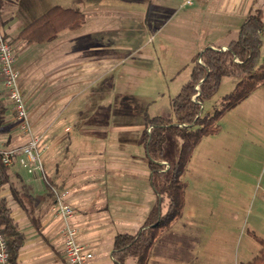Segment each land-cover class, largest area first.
<instances>
[{"label": "crops", "instance_id": "0c3cea01", "mask_svg": "<svg viewBox=\"0 0 264 264\" xmlns=\"http://www.w3.org/2000/svg\"><path fill=\"white\" fill-rule=\"evenodd\" d=\"M92 1L96 5L93 25L102 26L103 18L108 15L103 14L100 0ZM127 1H130L128 13L122 17L126 16L129 20L124 25H131L132 0ZM186 1L139 0L141 11L135 12L138 24L146 25L148 8L154 9L151 18L154 17L162 26L164 10L179 12L186 7L188 22L220 27L219 32L211 34L217 36L219 33L225 38L230 36V40L234 35L238 37L240 26L251 11L264 9V0H191V4H186ZM45 3L51 5L49 0H0V30L10 41L14 38L19 85L30 121L35 133V127L41 125L39 129L46 142L44 172L31 174L20 166L10 167L9 183L1 192L26 238L19 252L18 264H67L60 223L51 214L55 201L53 189L68 193V200L75 209L73 223L79 229L78 240L93 253L92 264H116L112 256L115 237L118 234H137L158 199L151 186L149 158L141 144L145 119L133 125L128 113L103 114L93 93L87 94L85 99L84 96L88 91L100 89L101 81L129 60L122 56L119 61V55L105 54V49L101 47L88 51L80 47L68 48L66 43L57 41L60 34L68 29L48 43L16 40L24 27L56 6L49 7L42 14H35ZM82 28L70 31L78 32ZM65 37L66 42L75 38L68 34ZM224 46L211 45L215 49ZM128 90L118 94L120 97L117 100H122L115 103L116 107L132 104L134 98ZM6 104L15 117L12 104L7 100ZM191 159L185 173L192 169L196 176L195 172L200 173L202 169L213 170L211 174H204L206 179L202 191L200 186L192 187L183 179L187 185L185 206L182 215L167 229L169 233L181 231L188 208L193 212L190 205V201H194L193 195L201 200L203 195L207 196V187H214L210 186V182L218 183L215 171L222 165H209V162H201L200 159V162L191 165ZM162 162L159 164L162 165ZM42 180L48 185L45 190L40 189ZM211 189L218 193L216 188ZM165 204L164 201V212L167 210ZM178 224L182 226L176 231L174 228ZM161 240L162 237H159L156 241L149 264H167L170 260L173 264H196L194 252V259L187 262L167 258L158 252L154 255ZM164 245L166 243L160 248L163 249ZM195 253L198 255V251ZM254 257L253 254L247 262ZM133 259L128 258L124 264H134Z\"/></svg>", "mask_w": 264, "mask_h": 264}, {"label": "rangeland", "instance_id": "374dc122", "mask_svg": "<svg viewBox=\"0 0 264 264\" xmlns=\"http://www.w3.org/2000/svg\"><path fill=\"white\" fill-rule=\"evenodd\" d=\"M49 2L51 5L45 3L35 14H42L49 7L59 4L82 9L86 15L82 30L78 32L66 30L60 34L58 42L66 43L68 48L80 47L86 51L101 47L105 49V54H116L119 55L118 60L122 56L123 59L129 60L110 77L101 81L100 89L86 92L84 99L87 94L93 93L98 99L101 113L108 115L128 113L132 117L133 125L144 121L146 114L151 117L161 115L171 117V100L189 81L194 58L211 45H226L222 47L225 50L228 43L237 38L234 35L233 39L229 40L230 36L225 38L219 33H215L217 36L212 35V32H219L220 27L217 26L191 24L187 21L189 12L186 7L181 8L179 12L164 10L162 26L154 17L151 18L154 9L148 8L147 23L142 25L138 24L139 19L135 13L141 11L139 0H132L130 20L132 24L124 25L129 20L128 17L122 16L128 13L130 1L100 0L103 14L108 16L103 18V25L99 26L93 25L96 5L92 0ZM67 34L75 38L66 42ZM13 39L12 45L16 51ZM70 40L73 42H69ZM261 55L264 57V46ZM238 81L237 77L224 78L217 94L202 106L203 113L213 114L221 110L224 107L225 96L233 91ZM127 88L134 98L132 104L116 107L115 103L122 100H117L120 97L118 94ZM0 93L7 107L0 131V148L21 146L25 138L17 128L15 117L6 104L7 99L1 86ZM39 127L41 125L35 127V130L36 134L43 138L41 147L43 154L46 142ZM218 127L219 131L216 134L202 139L198 148L196 147L194 158L191 159V165L200 161L209 162V165L211 163L222 165L215 171L218 183L206 180L214 187H207V196L197 195L201 200L193 195L194 201H190L193 212L188 208L184 225L178 224L174 228L177 231L182 226L181 231L169 233L167 229L164 230L154 255L157 252L162 253L168 256L167 258L180 262L191 261L196 256V264H241L250 260L253 254L255 257L259 254L261 245L250 233L254 232L264 239V85L228 111L219 121ZM150 131L149 128L148 132ZM181 143L178 136L167 133L165 148L169 161L165 159L166 164L162 162L167 180L171 176V167L178 159ZM212 170L202 169L200 173L195 172L197 175L194 176L195 170L190 169L183 179L192 187L200 186L202 191L205 187L203 181L206 179L204 174H211ZM47 186L42 180L40 189L45 190ZM211 188H216L218 193H214ZM7 195L11 197L10 194ZM166 200L165 205L168 207ZM163 204L162 210L165 208ZM165 243L161 249V245ZM195 251H198V255ZM133 261L137 264L135 259ZM173 263L170 260L167 264Z\"/></svg>", "mask_w": 264, "mask_h": 264}, {"label": "trees", "instance_id": "16d2710c", "mask_svg": "<svg viewBox=\"0 0 264 264\" xmlns=\"http://www.w3.org/2000/svg\"><path fill=\"white\" fill-rule=\"evenodd\" d=\"M84 22L85 14L80 9L56 5L24 27L15 39L48 43L63 30L81 29ZM263 46L264 9H255L245 18L237 39L231 41L227 49L209 47L194 58L189 81L171 100V117L145 116L141 144L149 158L151 186L158 199L137 234H118L115 237L112 256L116 264H124L128 258H134L137 264H149L161 233L182 215L187 186L183 176L194 150L204 137L219 131L218 123L228 111L264 85ZM226 77H237L239 81L225 96L224 107L213 114L203 113L202 106L217 94ZM6 110L0 93V131ZM168 132L178 136L182 142L169 180L165 179L163 166L158 163L166 159L164 146ZM9 168L0 160V233L7 241L10 264H18L19 252L26 238L12 216L7 199L1 196L9 183ZM165 199L168 200V207L163 212ZM250 234L261 249L245 264H264V239L252 232Z\"/></svg>", "mask_w": 264, "mask_h": 264}, {"label": "built area", "instance_id": "2783aa9c", "mask_svg": "<svg viewBox=\"0 0 264 264\" xmlns=\"http://www.w3.org/2000/svg\"><path fill=\"white\" fill-rule=\"evenodd\" d=\"M187 0L186 4H191ZM0 86L6 99L12 104L15 119L25 142L21 146L0 148V160L8 166H20L33 174L44 172L42 154V136L34 132L30 121L25 98L19 85V72L16 69L14 47L10 39L0 30ZM166 164V163H165ZM55 201L51 214L60 223V235L63 238L67 264H92L94 258L89 248L80 244L79 229L73 223L75 209L68 200L64 190L53 189ZM0 264H10V257L5 236L0 233Z\"/></svg>", "mask_w": 264, "mask_h": 264}]
</instances>
